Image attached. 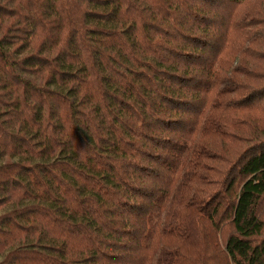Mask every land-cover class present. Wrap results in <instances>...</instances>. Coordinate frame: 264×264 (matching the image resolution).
<instances>
[{"label": "trees", "instance_id": "1", "mask_svg": "<svg viewBox=\"0 0 264 264\" xmlns=\"http://www.w3.org/2000/svg\"><path fill=\"white\" fill-rule=\"evenodd\" d=\"M250 1L0 0V264H264Z\"/></svg>", "mask_w": 264, "mask_h": 264}, {"label": "rangeland", "instance_id": "2", "mask_svg": "<svg viewBox=\"0 0 264 264\" xmlns=\"http://www.w3.org/2000/svg\"><path fill=\"white\" fill-rule=\"evenodd\" d=\"M240 12L247 13L245 18L247 23L246 29L244 30V35H246L245 37L249 41L257 40L264 43V0H252L250 2H247L240 7ZM250 48V52L256 49L258 51V54L264 56V45L258 48L250 45ZM260 63H264V61H261ZM234 66H240V62L237 63V61H235ZM254 88H260L262 90L261 96L254 101V114L257 116L261 115L264 118V74L262 75V78L254 84ZM259 129L260 127L256 126V129H254L253 132L258 131ZM251 144V142L243 143L239 150V154L242 155L246 153L248 146H250ZM230 232H232V228L231 226H228L225 227L224 230H222L221 236L219 234L218 238L221 246L222 244H224V241L226 240Z\"/></svg>", "mask_w": 264, "mask_h": 264}]
</instances>
